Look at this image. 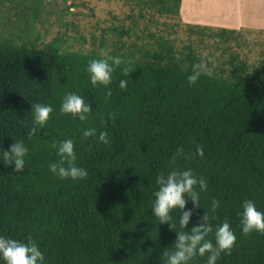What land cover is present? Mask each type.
<instances>
[{"label": "trees", "instance_id": "16d2710c", "mask_svg": "<svg viewBox=\"0 0 264 264\" xmlns=\"http://www.w3.org/2000/svg\"><path fill=\"white\" fill-rule=\"evenodd\" d=\"M45 1L0 0V14L14 7L17 24L29 16L26 31L7 34L0 26V149L15 141L28 149L23 172H13L14 166L0 159V237L27 242L31 235L43 264H166L163 252L172 248L176 233L152 212L156 179L162 172L191 170L208 188L196 186L200 208L187 198L185 210L193 211L187 229L179 226V208L170 213L176 231L191 230L206 211L214 231L227 221L237 238L216 264H264V234L244 235L238 215L246 199L264 212V58L251 62L242 55L243 48L259 44L249 36L251 30L264 29L186 23L182 0H130L140 8L126 17L135 26L114 14L112 26L102 29L99 47L93 38L94 49L85 52L71 50L62 36L42 45L40 34L31 39L42 13L60 5ZM246 7L252 19L264 17V0ZM147 15L151 22L157 15L170 20L166 28L186 36L188 43L180 48L174 38L146 35L149 26L136 41L125 40ZM64 25L87 41L77 23ZM108 33L115 38L111 43ZM105 50L122 64L109 61L115 69L111 83L94 87L88 62L104 58ZM201 59L212 75L190 85L187 77ZM121 80L127 81L124 89ZM70 92L91 105L85 121L60 114ZM32 103L51 106L53 112L29 139ZM86 129L96 134L85 139ZM101 131L108 134L107 144L99 141ZM67 139L74 142L76 165L88 172L84 179H60L49 168L59 160L52 145ZM197 147L203 148V157ZM213 199L219 201L215 211ZM208 239L215 244L214 232ZM207 258L197 255L189 264H206ZM0 264H5L2 258Z\"/></svg>", "mask_w": 264, "mask_h": 264}, {"label": "clouds", "instance_id": "9594fccd", "mask_svg": "<svg viewBox=\"0 0 264 264\" xmlns=\"http://www.w3.org/2000/svg\"><path fill=\"white\" fill-rule=\"evenodd\" d=\"M101 56L104 58L91 59L88 62L87 72L94 87L98 85L108 86L115 70L112 64L115 66L122 64L119 57L108 55L106 50L101 52ZM109 61H112V64ZM123 74L125 76L129 74L128 67L123 68ZM202 75H212L203 59L193 65L187 81L190 85H194ZM119 86L121 89L126 88L127 81L121 80ZM111 95V91H108L107 96L110 97ZM31 111L33 113V127L27 131L29 139L36 134V126L43 129L50 119L53 108L40 103H32ZM91 111V105L86 104L83 97L71 92L64 96L60 108V114H70L73 117H78L81 121H85ZM110 116L114 118L115 114H110ZM95 134L94 129H86L82 135L87 139ZM99 141L105 144L109 142L107 132H100ZM52 146L57 149L59 157L57 162L49 165L54 174L60 179L70 178L72 180L84 179L88 176V172L84 168L76 165L77 156L74 151V142L71 139ZM183 151L182 147L176 149L171 158L173 163ZM196 151L199 156L203 157L204 150L202 147H197ZM27 152L28 149L23 142L15 141L8 149H0V159L5 165L14 166L13 172L20 173L24 171V157ZM156 184L158 190L154 193L155 201L152 207L154 217L159 220L160 224H168L169 229L176 233L175 241L171 244L172 248L168 249L166 247L163 252L166 264H189L197 255L203 257L205 254H208L206 264H216L221 253L231 252L237 238L227 221L218 225L214 231L211 223L212 217L205 211L191 230L176 231V224L170 215L174 209L179 208L182 213L179 226L181 229H187L193 215L192 210H185L188 203L187 198L191 199L195 208H200V196L196 186H199L200 191H207L208 185L203 177L197 178L191 170H172L167 175L163 172L158 175ZM218 207L219 201L213 199L212 210L215 211ZM238 215L240 216V224L244 235H249L252 232L264 234V212L257 209L254 201L246 199L242 204V211ZM213 232L215 244L208 239V236ZM0 258L5 264H43L44 261V255L31 235L27 237V242L0 237Z\"/></svg>", "mask_w": 264, "mask_h": 264}, {"label": "rangeland", "instance_id": "374dc122", "mask_svg": "<svg viewBox=\"0 0 264 264\" xmlns=\"http://www.w3.org/2000/svg\"><path fill=\"white\" fill-rule=\"evenodd\" d=\"M196 1L197 0H185L184 2V0H182L180 14L183 20L185 21L189 19L191 21H196L198 19L197 22L205 23V21L202 20V18L204 19L205 16H208L206 17L207 19L213 20V13L211 12V15H209L208 13L203 15L202 17L199 13H195L193 11L192 8L194 7V2ZM45 2L48 5L49 1L46 0ZM74 2H76L78 6L68 9V7H70ZM59 3V6L55 4L51 7H48V9L42 13L41 18L36 23V28L34 30V33L31 35V39L35 40L38 34H40L41 37L38 40L39 45L51 42L55 38L62 36L63 40H66L67 42L66 45L70 46L71 50H83L85 52H88L94 49L93 38H96L97 46L99 47L101 36H103L102 29L112 26V24L114 23V20L112 18L114 14L118 16L119 20L124 21L127 25L132 24L135 26V23L132 22L133 20L127 19L126 17L129 15V12L132 8H135L137 12L140 11V8L136 6V3L130 0H59ZM242 7H246L245 4H242ZM4 8L5 10L8 9V7L6 6H4ZM12 8L13 9L9 10V12L6 11L0 14V26H4V28L7 30V34L10 33V30L12 31V29H18L19 31H22V29H24L25 31L26 29L28 30L29 16L27 15V18H24L23 21H17L19 24L18 25L14 21L15 19H17L18 15L14 7ZM239 8H241V6L237 4L236 9L240 10ZM246 9L247 12L250 10L247 7ZM51 10L52 13L51 15H49L48 11ZM61 12H64L62 18H60ZM147 17L146 20H140L141 22L137 24V27L132 33V37L125 38V40H127L129 43L131 41H136L138 36L143 35L144 28L146 26H149L150 30L145 32L146 35L154 33L155 36L164 35L166 37L174 38L176 39L175 41L180 48L188 43L186 36L177 35V32L174 33L172 30L169 31V29L166 28L167 24L171 22L170 20L157 15L154 18L152 17L151 22V17L148 15ZM250 18L252 19V16H250ZM260 20H262V22L264 23V17H260ZM67 22L77 23L80 30H82V33L85 35L87 41H83L80 39V35L77 34L72 25H69L68 27L65 26L64 24ZM203 23L196 24L204 25ZM249 36L254 37L253 40H255V38L260 40L259 44L251 45L250 41L249 45L251 46L243 48L242 55L246 56L248 61L251 62L264 58L261 55V52H264V33H260L256 30H251ZM5 37H7L6 34ZM107 37L110 43L115 39L113 38V34L111 33H108ZM251 39L252 38H250V40ZM250 49L251 52H249ZM214 53L216 54L215 56H218L217 54H220L221 52L215 51L214 48ZM216 63H218V61Z\"/></svg>", "mask_w": 264, "mask_h": 264}, {"label": "crops", "instance_id": "0c3cea01", "mask_svg": "<svg viewBox=\"0 0 264 264\" xmlns=\"http://www.w3.org/2000/svg\"><path fill=\"white\" fill-rule=\"evenodd\" d=\"M252 1L253 0H197V3L194 2L193 11L199 13L202 17L205 14L209 13V15H211V13H213L214 19H207L206 17L208 16H205L204 19L202 18L205 23L197 22L198 19L196 21L187 19L185 22L193 24L203 23L208 26L230 29H240L242 27L264 29L262 20H260V18L257 20L253 18L252 20L250 18L251 15L246 12V7H242V4H245V6L249 4V6H251ZM237 4L241 6V8H239L240 10L236 9Z\"/></svg>", "mask_w": 264, "mask_h": 264}]
</instances>
